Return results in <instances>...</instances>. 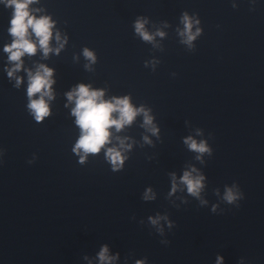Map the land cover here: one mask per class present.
Listing matches in <instances>:
<instances>
[{"label":"water","instance_id":"95a60500","mask_svg":"<svg viewBox=\"0 0 264 264\" xmlns=\"http://www.w3.org/2000/svg\"><path fill=\"white\" fill-rule=\"evenodd\" d=\"M32 8L68 43L59 55L22 58L25 69L54 70L51 115L38 123L27 71L17 73L19 88L5 71L12 10L0 5V264H100L105 246L116 264H264V0H39ZM185 14L201 31L191 45L181 36ZM139 20L153 41L137 34ZM80 84L106 100L130 97L159 130L149 132L142 114L109 130L106 148L118 147L117 137L131 146L120 171L105 149L83 164L73 151L81 130L67 93ZM188 138L211 152L191 150ZM193 168L205 178L199 197L180 183ZM229 188L244 199L226 202Z\"/></svg>","mask_w":264,"mask_h":264},{"label":"clouds","instance_id":"9594fccd","mask_svg":"<svg viewBox=\"0 0 264 264\" xmlns=\"http://www.w3.org/2000/svg\"><path fill=\"white\" fill-rule=\"evenodd\" d=\"M39 0H0V5L12 10V18L10 20L9 34L14 38L12 43L4 47V52L8 54V62L11 67L5 69L9 78L15 80V86L19 88L23 83V78L18 76L22 70L27 71L28 87L27 96L29 103L27 105L30 114L38 123H42L46 117L51 115L49 101L54 97L53 79L54 70L46 65L40 64L33 72L30 69L24 68V56H35L38 52L43 53L47 58L50 53H59L68 43L67 38H62L57 31L54 35L55 22L50 16L37 17L34 13H38L40 9L32 8V5L38 3ZM146 21L139 20L135 24L136 32L145 41H153L154 36L146 30ZM182 23L185 28L181 32V36L186 37L185 43L191 45L192 42L201 34L197 28L193 32V26L199 24V21H194L187 14L184 15ZM157 35L163 36L160 32ZM55 39L57 47L51 46V41ZM84 56L95 63L97 58L94 52L89 49L84 50ZM104 90H93L90 85L80 84L71 92L67 93L69 102L74 103L72 115L76 118L75 123L81 130V135L75 144L73 151L80 156V163L86 162L88 155H97L102 149H105L106 159L113 165V171L123 169L127 157L123 153L130 149V145L125 140L117 137L119 141L118 147L105 146L112 143V133L109 131L115 128L117 132L121 131L126 125H131L139 115L144 116V127L153 135L158 134V128L153 123V117L144 107L135 108L131 103L130 97L116 98L111 100L105 99ZM38 97V98H36ZM115 114V115H114ZM145 142L151 143L146 136ZM185 143L188 144L191 150L198 153H210L211 149L205 142L198 143L195 139L188 138ZM3 156V151L0 150V157ZM199 158V157H198ZM32 163V161H29ZM204 176L197 173L193 168L190 172H185L180 178V183L186 185L187 191L199 197L204 187ZM177 190L176 177L173 176V193ZM154 195L149 189L145 195L146 200L154 199ZM244 199V194L238 189L229 188L226 190L224 200L229 204H235L237 201ZM215 212L216 209L213 208ZM161 218H150L152 225L160 224ZM171 227V225H169ZM162 231V229H161ZM167 243V242H165ZM100 264H116L119 260V255H111L107 246L103 247L98 254ZM136 264H147L146 260H137ZM217 264H224L223 258L217 259ZM243 264V262H242Z\"/></svg>","mask_w":264,"mask_h":264}]
</instances>
